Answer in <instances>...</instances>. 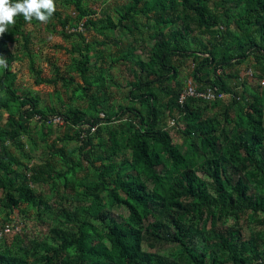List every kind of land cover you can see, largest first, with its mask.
<instances>
[{"label": "trees", "instance_id": "obj_1", "mask_svg": "<svg viewBox=\"0 0 264 264\" xmlns=\"http://www.w3.org/2000/svg\"><path fill=\"white\" fill-rule=\"evenodd\" d=\"M67 1L74 5L79 20L87 17V21L97 28L96 21L90 18L96 13L94 9L84 6V0ZM136 16H143L149 23L155 18L158 34L152 32L149 35L151 39L160 38L151 49L142 47L149 51L148 59L135 52L133 43L138 37L130 40L123 57L115 59L116 62L129 60L133 63L129 65L136 81L129 82L130 95L140 100V109L127 106L116 112V120L126 112L131 118L107 131L113 150L97 156L85 153L101 131L100 126L96 133H91L89 128L86 137L80 136L82 123L102 121L99 110L102 97L93 88L98 86L105 91L118 82L109 72H102L95 78L89 74V50L93 48V42L85 39L84 46L79 44L69 49L79 51V56L74 59L82 79L81 83H76L72 98L87 99L89 107L69 108L66 115L78 128L65 134V141L81 143L68 156L63 155L67 169L49 170L46 179L41 177L38 168L32 170L20 162L8 145V142L16 143L22 135L32 132L30 119L36 113L46 114L38 107V100L24 92L19 93L15 87L17 73L10 68L20 56L19 47L12 48L15 35L21 33L28 22L22 15L18 16L16 23L0 36V55L8 63L7 68L0 69V209L9 208L11 212L18 209L27 216L28 210L24 209V213L20 208L27 204V209L35 211L34 218L43 221L50 206L31 185L50 184L52 192H58L60 199L51 206L53 227L49 238L45 239L47 241L34 239L29 243L26 237L16 235L15 241L10 243L2 237L0 264H225L219 257L208 261L210 253L207 250L194 251L190 242L192 233L188 232L185 222L190 221L198 227L202 224L205 228L210 219L225 222L230 216L239 219L249 211L256 220H264L260 218V211L264 212V196L253 201L248 193L252 184L264 192V160L261 159L264 156V98L256 94V100L250 102L243 92L245 105L237 108L232 116L229 109L235 107V93V97L229 99L232 102L225 104L223 120L208 115V123H204L199 121L200 116L209 107L216 108L224 101L193 96L180 101L183 90L164 84L179 76L180 68L174 59L189 56L196 62L193 74L200 82L198 91L213 86L234 94L229 80L232 73L217 74V71L234 68L251 55L258 64L260 76L264 77V0H128L119 24L108 14L107 24L98 28V32L104 33L110 28L123 35L143 34ZM66 22L63 20L64 24ZM177 24L179 28H171ZM62 32L65 36L70 35L65 30ZM188 34L192 35V40ZM201 34L209 35L208 42L199 48L193 46L194 42L200 41L198 35ZM141 42L146 43V38L142 37ZM98 43H104V40ZM23 47L30 68L36 73V83L58 84V76L43 77L36 70L27 38ZM207 67L212 68L211 72ZM137 68L144 76L137 73ZM63 83L69 86L74 81L64 79ZM50 109L52 113H59L52 107ZM3 112H7L8 117L4 118ZM165 112L189 125L178 129L182 139L179 144L173 142L165 123ZM41 127H44L41 137L45 140L48 132L44 130L49 128L50 131L51 127L45 123ZM196 128L199 134L192 130ZM229 143V150L224 151ZM75 151L81 152V158L69 164ZM125 151L130 162L127 168L114 161L119 152ZM83 159L94 163L101 161L91 167L92 178L89 172L78 177L84 169ZM231 160L241 173L235 182L234 174L229 170ZM204 166L214 183L213 195L197 185L198 170ZM115 207L126 208L128 215L121 221L114 218L107 222L106 209ZM7 218L9 220L1 226L3 230L7 226H16L10 212ZM102 218L105 219L99 224ZM171 228L177 234H172ZM214 238L219 242L216 251L227 255L233 264H264V250L251 247V241L246 242L242 250H250L252 255L244 257L238 254L239 250L229 236L218 232ZM146 246L162 247L176 260L170 261L159 251Z\"/></svg>", "mask_w": 264, "mask_h": 264}, {"label": "rangeland", "instance_id": "obj_2", "mask_svg": "<svg viewBox=\"0 0 264 264\" xmlns=\"http://www.w3.org/2000/svg\"><path fill=\"white\" fill-rule=\"evenodd\" d=\"M127 2L128 0H84V6L96 11L95 14L90 16V18L96 21L97 28H95L92 23L87 21V17L79 20L77 17L78 14L72 3H69L67 0H55L57 10L50 21L47 24H42L39 21L28 22L23 27L22 32L15 35V40L12 44L13 49L19 47L20 50L19 58L10 67L12 71L17 73L15 87L18 89L19 93L24 92V94L28 97L38 100L39 108L44 109L47 114H53L50 109L51 107L59 112L57 114H67L71 106H79L80 108L87 109L89 105L87 99L78 100L72 98V92L76 83H81L82 79L76 69L77 61L74 59L79 56V51L71 52L69 49L79 44L84 46L85 39L93 42V48L89 50L91 55L89 74L95 78L102 72H109L112 78L118 82V85H112L110 88H106L105 91L98 86L93 88L95 91L98 90L100 97H102L99 110L101 112V116H104L105 119L99 124L101 127L100 134L95 135L93 138V145L85 151V153H91L92 156H97L99 154L106 155L113 150L114 145L108 138L107 131L109 128L119 127V124L123 121L130 120L131 118L129 112H126L120 119L116 120V112L119 109L126 108L127 106H133L139 109L141 107L140 100L134 99L130 95L131 87L129 82L136 81L133 71L131 72V65H129V63L132 62H129V60H126L125 62H116L115 59L124 56V51H126L127 46L130 45V40L134 37L139 38L135 43H133V45L136 46L135 52L137 54H141L145 59L149 58L150 53L148 50L157 44V41H160V38L155 37L151 39L149 35V33L152 32L158 34L155 18H152L149 23L143 16H136L137 21L142 26L143 34L139 33L136 35L135 32V34L128 33L123 35L120 34L118 30H112L110 28H107L104 33L98 32V28L107 24L108 14L111 15L117 24H119V17L124 11V5ZM63 20H67V22L64 24ZM82 22L85 23V26L83 27V30L79 28L78 30L84 31V33H80L77 28H72L71 31H69L72 26ZM178 25L179 24L174 25L171 28L175 26V28H179ZM116 29H118V27ZM169 29H166V32H168ZM63 30L70 35L65 36L62 32ZM187 36L190 40H192L193 37L191 34H188ZM142 37L146 38V43H140ZM198 37L200 38V41H196L193 44V46L198 48L202 47L203 44L207 43L209 40L208 34H201L200 36L198 35ZM256 37L259 41L261 40V36L258 32L256 33ZM26 38L29 52L32 55V60L36 70H39L43 77L56 78L58 76V84L36 83V73L31 70L27 57V51L23 47L26 43ZM101 40H104V43H98V41ZM143 46H146V49L148 50L144 51L142 48ZM174 60L176 65L178 64L180 68L179 76L177 79L165 81L164 84L170 87H175L177 90L181 91L190 83L198 87L200 82L193 74L196 66V62L193 58L189 56L182 57L181 60L180 58H175ZM207 70L211 72L212 68L207 67ZM137 73L144 76L140 68H137ZM224 73H232V77L229 79L230 88L233 90L234 94L236 93L237 101L235 107L229 109V113L232 116L235 115L237 108H241L245 105L244 98L242 97L243 92H245L250 102L256 100L254 97L256 94L264 98V77L260 76L261 72L253 55L234 68L227 67L225 70L219 69L217 71V74ZM212 76L213 75L211 74V77ZM64 79L73 80L74 83L66 86L63 83ZM231 102V100H228L227 102H220L216 108L213 106L209 107L208 111L204 112V114L200 116L199 121L208 123V115H215L218 116L219 119L223 120V110L225 108V104H229ZM2 114L4 118L8 117L7 112H3ZM164 115L165 123L171 132L173 142L179 144L182 142V139L178 129H184L189 125L185 121L176 120L173 116L169 115V112H165ZM174 120H176V125H174ZM50 125L52 127V133L47 137V139L49 140V146H51L52 150H56L58 147H64V150L69 154L72 150H76V148L78 149V146L81 143L80 141L74 140L66 144L63 143L62 140H56V144L53 141L57 138V136H62L65 133H72L70 123L62 126L56 124ZM193 125L194 123L191 124V126ZM35 126H37L36 129ZM30 127L33 130L30 134L25 136V139H22L21 137L16 143L12 144L8 142V145L12 149L13 154L20 157L24 164L32 167V170H34L35 167L42 170L46 163L51 160L48 157L50 155L47 153L46 147H43V142L41 143L40 136L36 133V130L40 131V124L36 121V119L30 120ZM192 130H194L196 134H199L200 132L198 128ZM191 136L193 137L194 135L192 134ZM11 146H13V148ZM229 148L230 143L225 145L224 151H228ZM74 154L75 155L72 158L73 161H76L77 158H81L82 154L80 151H75ZM117 156L118 157H114V161L126 168L129 167V155L126 151L123 153L119 152ZM261 159L264 160L263 155ZM54 160L57 161V157H54ZM58 161L56 163L57 167L54 165L53 170L55 172L64 171ZM94 164L99 165L101 164V161L94 163L83 159L84 169L78 173V177H84L89 172L90 178H92L93 172H90V169ZM229 164H231L229 170L234 174L235 182L241 176V173L237 172L235 162L231 160V163ZM205 167L206 166L198 170L199 179L197 180V185L206 188L207 192L210 195H213L215 194L214 183L208 172L205 170ZM46 177L47 176L45 175L44 178ZM31 186H33V190L36 193H40L42 197L48 201L47 204L50 208L44 214V220L38 221L34 218L35 211L27 209V204H22L20 207L23 208V210H28L27 216L20 213L21 211L18 209L11 212L9 208L2 207L0 209V229L2 224L9 220L7 218L9 212L11 214L12 221H14L15 225L18 227L14 233H9L5 236L10 243L15 241L16 235L19 237H26L29 243L30 240L34 239L37 242L40 240L47 241L45 239H48L50 236L49 231L53 227L52 220L54 217L53 207L51 206L52 204H54V206L56 205V200L59 199V193H53L50 184ZM248 193L252 196L253 201H256L260 197L264 196V192L253 184L250 186ZM106 211L109 215L106 218L108 220L107 222H110L114 218L121 221L124 216L128 215V211L123 207H115L111 210L106 209ZM251 214L252 212L249 211L248 213L242 215L239 219H236L234 216H230L225 222L210 219L205 228L202 224L198 227L191 224L190 221L185 222L184 225L188 229V232L192 233V240L190 242H192L194 246V251L199 253L203 250H207L210 253L207 260L210 262L213 257H219V259L224 261L225 264H233V261L228 259L227 255L222 254L220 251H216L217 247H219V242L218 239L214 238V234L218 232L223 233L232 239L234 247L239 250L238 254L241 256L245 257L252 255V251L242 250V247L248 241H251V247L263 251L264 220H256ZM168 216L169 215L165 217ZM260 218H264L263 211H260ZM104 219L105 218L100 219L99 224H102ZM151 220H153V218ZM171 232L172 234L175 233L174 228H171ZM175 234H177V232ZM187 240L189 241L188 237ZM149 248L153 251H159L169 258L170 261L176 260L171 252L163 250L162 247Z\"/></svg>", "mask_w": 264, "mask_h": 264}, {"label": "clouds", "instance_id": "obj_3", "mask_svg": "<svg viewBox=\"0 0 264 264\" xmlns=\"http://www.w3.org/2000/svg\"><path fill=\"white\" fill-rule=\"evenodd\" d=\"M56 10L57 8H56L55 0H15V2H13V0H0V36H2L8 31L9 26H12L16 23V18L18 16L22 15L24 20L29 23L33 19H35L42 24H47L50 21V19L53 17ZM80 26L84 27L85 23L82 22L80 24L75 25L74 27L72 26L69 31H71L72 28H77L78 30ZM78 31L80 33H84V31H81V30H78ZM27 57H28V54H27ZM7 67H8L7 59L4 56L0 55V69H4ZM228 94H229L228 97L224 99H219V100L227 102L229 99L235 97V94H232V93H228ZM27 106H30V105H27ZM54 116H61L65 120V122L62 124L54 122L53 121ZM100 117L102 118V121L98 122L97 124L87 123L86 121L82 123L83 132L80 134L82 138L87 136V129L89 128L91 130V133L97 132L98 127L100 126L99 124L103 122V120L105 119L104 116H100ZM31 119H36V121L40 124V127L43 123L47 124L50 127H51L50 124H56V125L62 126L64 124L70 123L72 129L76 127L78 128V126L74 125L71 119H69L66 114H57V113L47 114L46 112V114L43 115V114L36 113ZM92 127H95V129L93 130ZM25 136L27 135H22L21 136L22 139L23 138L25 139ZM16 228L18 229L17 226H11L9 227V230H5V229L3 230L1 228L0 238L5 237L9 233H14L16 231Z\"/></svg>", "mask_w": 264, "mask_h": 264}, {"label": "crops", "instance_id": "obj_4", "mask_svg": "<svg viewBox=\"0 0 264 264\" xmlns=\"http://www.w3.org/2000/svg\"><path fill=\"white\" fill-rule=\"evenodd\" d=\"M47 83V82H46ZM42 84V83H41ZM89 107V105H88ZM83 109V108H82ZM86 109V108H85ZM88 109V108H87ZM100 116H101V112H100ZM43 128L44 127H40V131H37L36 130V133L40 136L41 138V143L43 144V147H46L47 149V153L50 155L48 156L51 160L49 162L46 163V165L43 167V169L41 170V177L44 178V176L46 175L47 176V173L49 172V170H52L54 169L53 166L55 165L57 167V161L59 162V164L61 165V168H63V170H66L67 169V162L64 161V154H67L68 156V153L64 150V147H58L56 148V150H52L51 146H49V140L47 139V137L52 133V127H51V130L49 131V128H46L44 130V132H48V136L46 137L45 140L42 139L41 135H42V131H43ZM67 134V133H65ZM65 134L62 135V136H57V138L54 141V143L56 144V140H62L63 143L66 144V141H65ZM50 138V137H49ZM57 147V146H56ZM62 153V154H60ZM75 155V154H74ZM54 157H57V161L54 160ZM16 158L18 160H20V162H23L21 160L20 157L16 156ZM73 157H70V162L69 164H73L75 161L72 160ZM46 179V178H45Z\"/></svg>", "mask_w": 264, "mask_h": 264}, {"label": "built area", "instance_id": "obj_5", "mask_svg": "<svg viewBox=\"0 0 264 264\" xmlns=\"http://www.w3.org/2000/svg\"><path fill=\"white\" fill-rule=\"evenodd\" d=\"M79 29H83V27L80 26ZM188 96L201 97L208 101H216L228 97L229 94L227 92L220 91L217 87L213 86H208L205 90L198 91L197 87L190 83L181 92L180 101H184ZM53 121L61 124L65 122V120L61 116H54ZM92 129L94 130L95 127H92ZM5 230H9V226H7Z\"/></svg>", "mask_w": 264, "mask_h": 264}]
</instances>
